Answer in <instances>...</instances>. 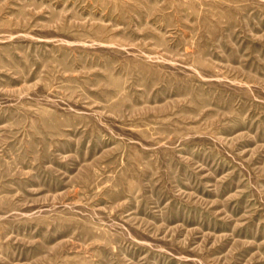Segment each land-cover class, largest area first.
Returning a JSON list of instances; mask_svg holds the SVG:
<instances>
[{
	"label": "rangeland",
	"instance_id": "obj_1",
	"mask_svg": "<svg viewBox=\"0 0 264 264\" xmlns=\"http://www.w3.org/2000/svg\"><path fill=\"white\" fill-rule=\"evenodd\" d=\"M0 264H264V0H0Z\"/></svg>",
	"mask_w": 264,
	"mask_h": 264
}]
</instances>
